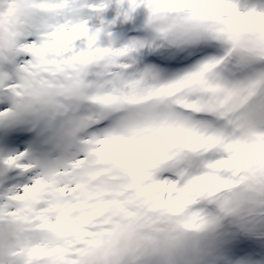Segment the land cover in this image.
Instances as JSON below:
<instances>
[{
    "label": "snow or ice",
    "instance_id": "6c2138e0",
    "mask_svg": "<svg viewBox=\"0 0 264 264\" xmlns=\"http://www.w3.org/2000/svg\"><path fill=\"white\" fill-rule=\"evenodd\" d=\"M0 264H264V0H0Z\"/></svg>",
    "mask_w": 264,
    "mask_h": 264
}]
</instances>
